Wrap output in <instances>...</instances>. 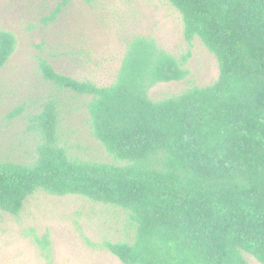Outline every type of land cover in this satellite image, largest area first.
Segmentation results:
<instances>
[{
	"label": "trees",
	"instance_id": "1",
	"mask_svg": "<svg viewBox=\"0 0 264 264\" xmlns=\"http://www.w3.org/2000/svg\"><path fill=\"white\" fill-rule=\"evenodd\" d=\"M169 1L186 40L199 37L216 56L217 80L151 99L155 84L188 75V55L177 58L145 36L128 43L109 85L42 59L52 87L83 102L112 160L70 150L63 100L51 97L31 119L34 158L0 160V212L18 215L38 191L80 195L128 213L132 240L104 243L124 264H249L244 253L264 264V0ZM16 47L14 33L1 28L0 68Z\"/></svg>",
	"mask_w": 264,
	"mask_h": 264
},
{
	"label": "rangeland",
	"instance_id": "2",
	"mask_svg": "<svg viewBox=\"0 0 264 264\" xmlns=\"http://www.w3.org/2000/svg\"><path fill=\"white\" fill-rule=\"evenodd\" d=\"M0 0V29L14 33L17 47L0 68V160H32L39 140L32 117L51 97L63 100L61 136L78 156L111 161L93 136L83 102L56 91L40 63L80 80L111 84L135 36L155 40L173 56L188 55L182 80L159 82L153 100L215 82L216 56L199 37L184 36L179 10L169 0ZM135 227L117 206L80 195L38 191L18 215L0 212V264H124L106 241L132 240ZM48 242H43L44 235ZM249 264H262L244 253Z\"/></svg>",
	"mask_w": 264,
	"mask_h": 264
}]
</instances>
